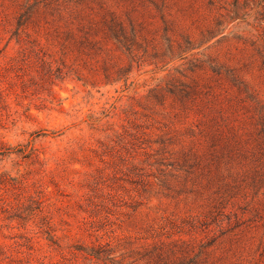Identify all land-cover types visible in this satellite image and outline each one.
Masks as SVG:
<instances>
[{
  "label": "rangeland",
  "instance_id": "obj_1",
  "mask_svg": "<svg viewBox=\"0 0 264 264\" xmlns=\"http://www.w3.org/2000/svg\"><path fill=\"white\" fill-rule=\"evenodd\" d=\"M0 264H264V0H0Z\"/></svg>",
  "mask_w": 264,
  "mask_h": 264
},
{
  "label": "trees",
  "instance_id": "obj_2",
  "mask_svg": "<svg viewBox=\"0 0 264 264\" xmlns=\"http://www.w3.org/2000/svg\"><path fill=\"white\" fill-rule=\"evenodd\" d=\"M85 252V254L88 256V257H95L96 259H98V256H96V254H93L92 252H88L87 250H82Z\"/></svg>",
  "mask_w": 264,
  "mask_h": 264
}]
</instances>
